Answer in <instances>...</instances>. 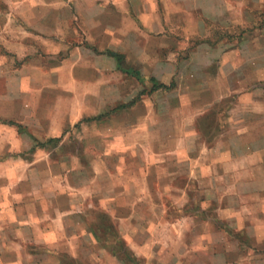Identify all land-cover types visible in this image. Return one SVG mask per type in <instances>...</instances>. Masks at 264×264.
I'll return each instance as SVG.
<instances>
[{
    "label": "crops",
    "instance_id": "1",
    "mask_svg": "<svg viewBox=\"0 0 264 264\" xmlns=\"http://www.w3.org/2000/svg\"><path fill=\"white\" fill-rule=\"evenodd\" d=\"M252 15L264 0H0L2 47L42 52L0 71V264L103 248L95 208L147 264H264ZM71 131L99 152L38 145Z\"/></svg>",
    "mask_w": 264,
    "mask_h": 264
},
{
    "label": "rangeland",
    "instance_id": "2",
    "mask_svg": "<svg viewBox=\"0 0 264 264\" xmlns=\"http://www.w3.org/2000/svg\"><path fill=\"white\" fill-rule=\"evenodd\" d=\"M263 21H264L263 17L261 18L257 15L256 16L252 15L251 26H258ZM237 34H238L237 32L234 34L235 38L238 37ZM39 53H42L41 50L35 49V50H32V52L28 55H25V56L20 55L18 57L15 52L10 51V50L2 47V44L0 43V71H2V70L7 71L8 69L15 71L14 69H18V68L23 67L24 62L29 61L30 58H32V56L37 55ZM46 54L47 53H43V55H46ZM45 61H46V63H49V61L47 59ZM144 84H146V83H144ZM13 87H19V86L15 85ZM2 90H6V88H5L4 82L0 81V91H2ZM120 103L121 102H118L116 104L120 105ZM122 104L127 105L129 103L124 102ZM113 112H114V110L111 108L106 113L100 114V115H103V116L111 115ZM95 117H97V116H92L89 118L83 117V119L88 118L89 120H92L91 118H95ZM80 123L81 122L77 123L76 126H80ZM17 127H18V129L21 130V126L18 125ZM82 134H83L82 131H79V132L77 131L74 135L73 131H71V134H70V137L72 138L71 143L68 142V143L60 144V142H59V144H58V141H60L62 138L61 136H59L57 138H51L49 140H46L45 142H38V145L45 147L47 145L49 146V145L53 144L52 141H55L54 145L55 146L58 145L60 147L59 152L64 153V151H67V150L70 151L71 150L73 152L78 151L79 153H82L86 147L87 152L88 153L90 152L91 155H93V153L97 154L99 152V144L98 143H91L88 145H84L82 143V141L78 140L76 137L77 135L81 136ZM87 136H88V134H87ZM76 163H80V162H77V160H75L73 162V164L76 165ZM77 165H80V164H77ZM93 217H94V220L96 222H98V224H99L98 229H100L102 231L101 236L103 239L101 240V245L103 246V248L101 247V249H98L93 243H90L91 244L90 246H92V250H90L89 254L87 256H85V258H83L84 260L80 257L63 256V255L59 254V256H58V258L60 259V261H59V259H57L55 257H50V255H47V253H43L41 259L38 258V260L40 259L42 261V263L44 262L45 264H52L53 260L57 261V263H54V264H131L130 262L121 260L120 258L115 256L113 253H110L111 247L112 246L117 247L120 242H118V240H117L119 237L115 233L116 230H115L114 225L109 223L111 221L109 214L102 211V210L95 208L93 210ZM109 226H112V227H109ZM122 244L124 245V242ZM104 248L106 250H103ZM204 260H205V258H204ZM140 264H147V261L143 259V260H141Z\"/></svg>",
    "mask_w": 264,
    "mask_h": 264
},
{
    "label": "trees",
    "instance_id": "3",
    "mask_svg": "<svg viewBox=\"0 0 264 264\" xmlns=\"http://www.w3.org/2000/svg\"><path fill=\"white\" fill-rule=\"evenodd\" d=\"M175 86V81H172L170 84H165V83H161V82H155L151 88V91H155V90H159V89H166V90H170ZM126 105L124 104H120L119 106H117L116 108H114L113 110H117L118 108L124 107ZM103 115H99L95 118H91V119H98L100 117H102ZM85 120H89L88 118H84L81 121H85ZM51 141V140H50ZM41 144V143H40ZM43 145V144H42ZM112 227V226H109ZM108 227V228H109ZM118 242H120L118 244V246L116 247H111V252L117 256L118 258H120L123 261H127L130 262L131 264H140L141 260L139 258H137L132 251L129 249L126 241H124L123 239H117ZM124 242V245L122 244ZM139 262V263H138Z\"/></svg>",
    "mask_w": 264,
    "mask_h": 264
}]
</instances>
